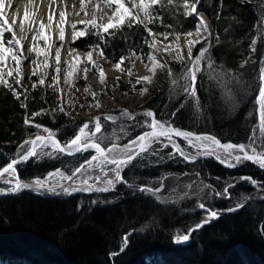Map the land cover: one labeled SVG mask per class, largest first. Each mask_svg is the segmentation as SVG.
Returning <instances> with one entry per match:
<instances>
[{
  "label": "trees",
  "instance_id": "obj_1",
  "mask_svg": "<svg viewBox=\"0 0 264 264\" xmlns=\"http://www.w3.org/2000/svg\"><path fill=\"white\" fill-rule=\"evenodd\" d=\"M100 1L92 0L88 7ZM184 2L173 0V5L164 9L154 6V14L163 22L157 20L148 28L155 34H169L167 40L157 35L159 42H175L177 36L195 32L196 19L183 14ZM197 12L208 18L212 28L209 55L213 62L212 67L202 62L195 84L199 114H194L193 100L185 101L183 94L188 65L176 59L165 60L166 67L154 72L142 107L154 109L163 121L172 119L177 127L212 132L224 141L246 144L254 128L258 134L260 122L257 97L258 74L264 67V37L260 36L264 0H200ZM87 29L89 34L71 45L89 52L98 43L95 51L115 65L124 57L120 67L129 79L118 77L115 85H106L107 91L134 94L143 85L137 83L132 71L138 59L144 63L149 60L152 49L145 41L153 37L136 24L109 29L103 40L91 34L96 29L88 25ZM253 39L257 40L254 52ZM32 72L29 87L15 85L21 93L19 100L0 86V168L17 155L25 140L43 128L69 141L81 126V118L74 115L68 101L69 93L60 85L62 91L49 87L53 80L39 85L41 75ZM80 82L86 86L85 80ZM22 101L27 108L21 106ZM61 106L65 112L59 111ZM37 112L41 114L33 115ZM25 119L31 123L26 125ZM105 130L110 132L111 127ZM180 143L185 145L182 140ZM156 149L158 155L137 158L126 166L121 175L127 183H118L108 192L55 195L24 189L0 195V264H264V184L254 186L241 179L248 175L264 181V170L253 164L228 168L209 156L189 162L178 154L169 156L171 146L158 145ZM85 159L65 154L33 158L17 167V175L30 181L56 170L70 174ZM237 181L227 196H216L217 191L223 192ZM190 182L194 192L175 200L173 194ZM142 187L160 189L161 200L140 192ZM198 203L217 208L218 218L202 223ZM237 204L242 205L238 210L227 211ZM196 224L202 226L197 228ZM180 228H193L187 244L175 240Z\"/></svg>",
  "mask_w": 264,
  "mask_h": 264
},
{
  "label": "snow or ice",
  "instance_id": "obj_2",
  "mask_svg": "<svg viewBox=\"0 0 264 264\" xmlns=\"http://www.w3.org/2000/svg\"><path fill=\"white\" fill-rule=\"evenodd\" d=\"M108 3H114L116 5L112 16L109 17L108 23L103 25H97L95 23V16H93L92 21H90L92 28L96 29L95 32L91 33L96 35L98 40H103V33H108L109 29H117L119 30L125 24L131 28L133 24L143 26V28L148 32L149 36H152L153 39L151 41L146 40L145 42L148 46L153 49L154 52L159 53L161 51H170V46L165 45L163 48L157 47L159 41L157 40V35H162L165 40H167L168 33L155 34L152 32L150 28H148L149 24L160 20L162 23V18L154 14V6L159 5L161 9L166 8L167 6L173 5V0H128V3L131 5L130 7L126 5L125 0H108ZM200 3V0H185L183 4L185 16H193L195 15L197 19V26L195 29V33L189 31L186 33V37L191 38L195 35V39H187V60L189 62V66L185 69V76L183 79L187 80L188 83L183 85V94L185 97V101L188 99L193 100V110L194 114H199L200 106L199 101L196 95L195 83L197 80V73L201 71L202 62L207 64L208 67L213 66V62L211 61L209 55V47L202 46L198 54L193 56V49L197 43L210 42L212 38V33L208 31V27L203 17L197 12V6ZM4 7L3 0H0V9ZM135 10V11H134ZM25 19H27L28 13L24 14ZM63 20V16L61 17ZM0 20H3V23H0V86L10 90L12 94L16 97L17 100L20 99L21 93H18L16 89L13 87V84L20 85L21 79L23 78L21 75V63L22 59L27 60L28 57L23 55V51H27L29 53H35L37 57L44 54L45 60L43 61V65L45 68L48 67V58L50 55L51 45L48 44L49 37L44 35V27L45 25L41 23L39 28L35 30V34L32 35V41L44 40L46 49L38 47L37 44H33L31 47L27 49H23L22 41L28 40V33L33 31L31 27H25L24 23L21 22L18 26L17 31H13L12 25L16 24V21L13 19L12 24L8 23L7 19H4L3 11H0ZM74 31L72 34V39L76 40L81 36L89 34L87 26L84 30L75 31V25H72ZM166 27H171V25H166ZM5 33H11V37L7 39L5 43ZM260 36L264 37V28L261 29ZM60 41L64 40V28L59 27V36ZM178 40L179 37L177 36ZM217 42H218V38ZM257 43L256 39H253L251 42L252 51H255V45ZM64 47L61 44L60 47L55 49L54 54V64H55V72L57 75L52 77L53 84L49 85L52 87L54 91H62L59 88V73L61 72V48ZM99 48V44L97 43L93 47V51ZM23 49V51H21ZM20 53L19 55L17 53ZM103 54L102 52L100 53ZM135 55V53H132ZM67 56L73 58L72 60L65 61L68 65L67 69H65V77L64 82L70 83V78L73 76L74 71L76 70V63L78 54L75 49H68ZM86 57L88 61H92V51L86 53ZM11 59L15 62V69L8 70L5 72V62L8 59ZM149 60L153 62L154 68L159 66L161 68H165L166 64H159L156 60V56L153 54H149ZM124 57L121 58L120 63H117L115 67L117 69L120 68L121 64L124 62ZM176 59L180 63L185 62V57L181 54L179 48L175 50ZM32 64L37 65L36 60L31 61ZM243 66V65H242ZM87 68L85 67L84 71L87 72ZM13 71H15L16 76L13 77ZM169 75H172L171 69H168ZM33 75H36L35 69L32 72ZM103 76V73H101ZM9 77H12V82L9 81ZM143 80H149L148 77H144ZM258 80L260 82L259 86V96L257 99V103L259 105V125L258 134L256 128L253 129L252 135L249 136L248 143H221L219 139L215 136L207 135V134H196L191 131H185L173 127L169 123L165 121H161L156 119L155 113L151 110H146L142 113H130L127 110L122 111L119 116H108L105 117L107 120H111L114 123L116 121H121V132H125L126 126L123 124V121H136L137 124L141 126H146L149 130L145 131L142 135H139L133 140H130L127 144L120 145L116 139L113 140L112 146L107 149L101 147V143L104 139H112L111 137L98 136L102 132V125L100 123V117L95 118L94 121V129H90L88 123H84L83 126L79 127L78 133L72 138L69 142L62 145L59 140L56 139L55 133L49 130L48 128H43V132L47 135L37 134L34 135V138L25 140L22 145H20L17 155L11 159L9 163L5 167L0 170V182L4 185H7V189L0 187V195L7 194H16L24 189H32L33 191L43 194L44 192L55 194V195H71L77 191H95V192H108L113 190L117 183H127L123 180L121 175L123 169L132 163L133 160L144 157V156H155L158 155V151L155 145H159L162 148H167L169 146L172 147L173 152L169 153V156L179 154L186 161H195L200 156H214L217 160H219L222 164H225L227 167L232 168L236 167L243 161H252L257 164L261 169H264V67L260 68L258 74ZM39 85L43 86L45 84L44 78H40L38 81ZM137 83H140V80H137ZM175 84L176 81L174 80ZM33 88H36L37 85L33 84ZM85 91H88L85 89ZM147 88H144L141 92H146ZM27 99V96H25ZM21 106L27 108V104L23 101L21 102ZM97 107L99 104L96 105ZM184 105L181 104V107ZM56 110L53 109V112ZM60 112H65V108L63 106L59 107ZM41 113L37 112L33 115H40ZM67 114V113H66ZM138 117H142V119H138ZM30 119H25V124H30ZM37 130L41 129V125L35 124L33 125ZM174 137L182 138L187 146L190 148L196 149L195 153H188L184 149L180 147L174 140ZM118 139V138H117ZM167 141L164 143L163 141ZM50 149V150H49ZM89 149L95 150V155H92L90 159L86 160L83 164H80L79 167H75L72 170V175H65L64 172L60 170H56L54 173H49L46 179H35L31 183L24 182L19 179L17 175V165L27 162L30 158H55L57 154H67L69 156H73L78 153H83L88 151ZM95 162V163H94ZM109 165H113L114 167L109 168ZM92 168L101 169L102 172L107 174L108 171H111L114 174V178L107 179L105 181V185L103 187H96L93 184H89L88 180L90 177L76 180L77 174L82 173L85 170H91ZM7 174V178L5 177ZM53 177H58L52 186H49V180ZM242 180L249 181L252 185H257V181L253 180L251 177H242ZM63 181H72L71 186H66ZM34 185V187H33ZM232 185H228L223 189V192L217 191L215 194L217 197L227 196L228 188ZM128 187L133 188V185H128ZM205 187H209L205 185ZM59 190V191H58ZM142 193L150 194L152 197L161 200V197L158 195L160 189L153 190L150 187H142L139 189ZM264 198V197H261ZM95 203V201H93ZM241 204H237L235 208H230L227 211H236L241 207ZM200 209H205V204L200 203L198 205ZM207 212V216L203 223H208L213 219L218 218L219 213L215 210L205 209ZM202 225H196L197 228ZM143 230V228L141 229ZM190 240V232L189 234H183L176 237V242H187ZM124 244H127V238L124 240ZM123 251V248H121ZM115 255V254H111Z\"/></svg>",
  "mask_w": 264,
  "mask_h": 264
},
{
  "label": "rangeland",
  "instance_id": "obj_3",
  "mask_svg": "<svg viewBox=\"0 0 264 264\" xmlns=\"http://www.w3.org/2000/svg\"><path fill=\"white\" fill-rule=\"evenodd\" d=\"M91 1L92 0H89L87 2V4L81 10L82 13L85 12V10L87 8H89L88 4ZM98 3H105L107 6H109L111 8L112 13L116 7V5L114 3L109 4L108 0H104V1H101ZM98 3H96V4H98ZM125 3L129 7L131 6L128 3V0H125ZM200 15H202L206 18V24L208 27V31L210 33H212V28L210 26L208 18L204 14H200ZM194 16L195 15H193V17ZM90 21H92V20L85 21V22H81V21H77V20L76 21L70 20L68 22V24H69V27L71 29V37L67 40V42H65L66 41L65 39L63 41L59 40V38H58L59 29H58L55 36H50L46 33L45 27H44V35L49 37L48 44L52 46L51 49L49 50L50 55L48 58V67L47 68H45L43 65V61L45 60V56L43 53H41V55L39 57H37L34 52L29 53L27 51H23V49H27V48L31 47L33 44H37L38 47L46 49V45H45L44 40L38 39L37 41H32V39H31L32 35L35 34V30L39 28L40 24L34 30V32L30 35L29 43L23 45V49H21V51H23V55L27 56L28 59L27 60L22 59V63H21L20 67H21V75L23 78L21 79L20 85H25V86L29 87L30 86L29 75L34 69H35V71H37L41 75L42 78H44L45 82L52 81V77L54 75H57V73L55 72V64H54V59H53L54 54H55V49L57 47H60L61 44L64 45V47L61 48V65H60L61 72L59 73V85L65 92L69 93L70 96L68 97V101H70V104L73 107L74 115L81 118V120H82L81 126H83V124L86 121H89L92 117H95L98 114H103V113L120 114L122 111L127 110V109H130V111L132 113H139L143 110H146L145 107H142V106L145 103V101L147 100V98L149 97V92L147 90L146 92H143L142 95H141V92L144 88H148L147 85H148V83H150L152 81L154 72L159 68V66L154 68L153 62L151 60H148L146 63H144L138 59L135 63V70L132 71V75L137 80H140V83L143 86L140 89H137L135 91V93L132 95H125V94L119 93L115 89H113V94H110L107 91L106 85L107 84L115 85L118 77H122L124 80H128L129 79L128 74L124 70H122L121 67L119 69H117L115 67V64L105 60L96 51H92V61H88L87 57H86L87 51L77 49L71 45V43L73 42L72 34L74 31L72 25L73 24L75 25V31H81L83 29L81 27H79L80 25H84V26L88 25V26L92 27ZM0 23H3V20H0ZM95 23L97 25H103L97 21H95ZM196 26H197V19H196ZM62 27L64 28V34H65L66 27H64V26H62ZM193 33H195V32H193ZM10 37H11V33H5V43H6L7 39ZM178 37H179V39L175 42H169V43L159 42L157 44V47H160V48H163L165 45H169L170 51H161L159 53H156L152 49L151 54L156 56V60L159 62V64H163L165 60L174 59L175 50L177 48H179L181 51V54L185 57L186 64L189 66V62L187 60V39H193L194 40L196 37H195V35L191 38L186 37V35H180ZM211 43H212V39H210V42H207V43H205L203 40L201 41V43H197L195 45V48L193 49V56L198 54V51L202 46H208L209 47V45H211ZM68 49H75L79 58L77 60H75L76 70L74 71L73 76L70 78V83L66 84L64 82V77H65V69H67L68 65L65 63V61L73 59V58L67 56ZM17 54L19 55L20 53L18 52ZM33 60L37 61V64H39V67H37V65L31 63V61H33ZM15 67H16L15 62L12 61L10 58L5 62V72H7L10 69L14 70ZM85 67L88 69L87 72L84 71ZM91 67H94V69H92ZM101 73H103V76H101ZM198 74H199V72L197 73V79H198ZM15 76H16V73H15V71H13V77H15ZM90 77L93 81L90 80ZM144 77H148L149 80H147V81L143 80ZM8 79L10 82H12L13 78L9 77ZM81 79L85 80L86 86L81 84V82H80ZM13 87L16 88L15 84H13ZM85 89H87L88 91H85ZM97 104H99L98 107L96 106ZM259 117H260V113H259ZM138 119H142V117H138ZM165 122L173 123L172 119L166 120ZM123 124L126 126L125 132L120 131L121 121L118 120L114 123L111 120H107V119L103 118L102 132L100 134H97V135L112 138V139H104L103 140L102 144L105 147L108 148V147L112 146V142L114 139H116L120 145L127 144L130 140L135 139L144 130L148 129L146 126H141V125L137 124L136 121H123ZM106 127H111V131L110 132L106 131L105 130ZM180 128H183V127H180ZM49 130L54 132V130H52V129H49ZM201 132H205V131H201ZM41 133H44V132H41ZM77 133H78V131H77ZM174 140L178 144H181L180 143L181 140L184 141L182 138H179V137H174ZM69 141H63V142L67 143ZM156 146H158V145H155L154 147H156ZM181 146L184 148V150L186 152L195 153V151H189L190 149H188L189 146H187L186 142H185V145L181 144ZM92 155H94L93 152L87 153V154L86 153L80 154L79 157L84 156L85 158H90ZM108 167L111 168L114 166L109 165ZM54 172H56V171H53L51 173H54ZM65 175H72V173L65 174ZM47 177H45L43 179H46ZM88 177H90V179L88 180L89 184H93L96 187H103L105 185V181L107 179L114 178V174L111 171H108L107 174H105L104 172L101 171V169L92 168L91 170H85L82 173L77 174V177H75L74 179L82 180V179H85ZM4 178H7V174H5ZM57 179H59V178L53 177L51 180H49V186H52V184L55 183ZM32 181H34V180L24 181V182L31 183ZM238 182L239 181H237L236 183L234 182V183L229 184V185H235ZM61 183H64L66 186H71L73 182L61 180ZM259 183L264 184V181H262V182L259 181ZM0 187L5 188V190H6L8 186L4 185L2 182H0ZM179 189H180V193L173 194L174 199L177 201H180V198H183L184 196L189 195L191 192L192 193L194 192L193 182H190V183L186 184L184 187L182 186V188H179ZM77 192H81V191H77ZM82 192H87V191H82ZM91 192H95V191H91ZM198 205H199V203H198ZM205 209H211V210H215L218 212V209L214 208L213 206L205 205ZM205 209H200L199 207H197L198 211L203 212L202 215H203L204 220L207 216V212L205 211ZM203 221H202V223H203ZM202 223H200V224H202ZM192 230H193V228H187V229L180 228V229H178L176 232L175 240H176L177 236L183 235V234H189V232L191 233Z\"/></svg>",
  "mask_w": 264,
  "mask_h": 264
},
{
  "label": "bare ground",
  "instance_id": "obj_4",
  "mask_svg": "<svg viewBox=\"0 0 264 264\" xmlns=\"http://www.w3.org/2000/svg\"><path fill=\"white\" fill-rule=\"evenodd\" d=\"M88 1L89 0H3L4 7L0 9V11H3L4 19H7L9 24H12L13 19L16 21V24L12 25V27L13 31H17L18 35V26L21 22L24 23L25 27H31L33 29V31L28 33V40L22 41L23 45L29 43L30 35L41 23L45 24V31L50 36H55L59 27H66L64 39L66 40L65 42H67L71 37V29L68 24L70 20L85 22L92 20L93 16H95V21L106 24L108 23L109 17L112 16L111 8L105 3H98L92 8H87L85 12L82 13L81 10ZM25 12L28 13L27 19H25L24 16ZM62 16L63 20L61 19ZM202 17L206 22V18L204 16ZM90 80L93 81L91 77ZM145 109L153 111L155 116L158 117L154 109L150 107H145ZM127 111L132 113L130 109H127ZM112 115L111 113L98 114L85 123L89 124L90 129H94L95 118L100 117V123L102 125L103 118Z\"/></svg>",
  "mask_w": 264,
  "mask_h": 264
},
{
  "label": "water",
  "instance_id": "obj_5",
  "mask_svg": "<svg viewBox=\"0 0 264 264\" xmlns=\"http://www.w3.org/2000/svg\"><path fill=\"white\" fill-rule=\"evenodd\" d=\"M196 18V17H195ZM107 114H110V113H107ZM114 116H119V114H113ZM112 115V116H113ZM156 117V116H155ZM156 119H158V120H161V119H159L158 117H156ZM162 121V120H161ZM167 123H169L170 125H172L173 127H175L171 122H167ZM176 128H178V129H181V130H185V131H191V132H194V133H196V134H207V135H212V136H215L217 139H219L220 141H221V143L223 144V143H229V142H231V143H234V144H240V143H236V142H233V141H223L222 139H220L216 134H213V133H208V132H195V131H193V130H190V129H185V128H179V127H176ZM146 131H148V130H146ZM145 132V131H144ZM143 132V133H144ZM143 133H141V135L143 134ZM39 134H42V135H47L46 133H39ZM55 136H56V139L57 140H59L60 141V143L62 144V145H64V142L62 141V139L55 133ZM32 138H34V137H32ZM167 141H164V143H166ZM101 147H103V148H105V149H107V147H105L102 143H101ZM181 147V146H180ZM182 148V147H181ZM183 149V148H182ZM91 152H94L95 153V150L94 149H89L88 151H86V152H83V153H78V154H75V155H73V157H79V155L80 154H87V153H91ZM65 155H67V154H65ZM179 155V154H178ZM182 157V156H181ZM204 156H200V157H198L195 161H197V160H199V159H201V158H203ZM209 157H212V158H214V159H216L214 156H209ZM91 158V157H90ZM90 158H87L86 160H88V159H90ZM183 158V157H182ZM33 158H30L28 161H30V160H32ZM85 160V161H86ZM217 160V159H216ZM27 161V162H28ZM85 161H83L81 164H83ZM195 161H189V162H195ZM218 162H220L219 160H217ZM27 162H23V163H21V164H19V165H17V167L18 166H20V165H22V164H24V163H27ZM221 163V162H220ZM248 163H250V164H253V165H255V166H257L258 168H260L257 164H255L254 162H252V161H243L242 163H240L239 165H237L236 167H232V168H239V167H241V166H243V165H245V164H248ZM222 164V163H221ZM7 165V164H6ZM6 165H4L3 167H5ZM222 165H224L225 167H227L225 164H222ZM2 167V168H3ZM2 168H0V170H2ZM229 168V167H228ZM261 169V168H260ZM262 170H264V169H262ZM243 177H251V176H248V175H243ZM253 180H255L253 177H251ZM2 178H0V180H1ZM255 181H257V182H259L258 180H255ZM260 182H262V181H260ZM236 183V182H235ZM33 187H34V185H33ZM188 242V241H187ZM187 242H181L182 244H187Z\"/></svg>",
  "mask_w": 264,
  "mask_h": 264
}]
</instances>
